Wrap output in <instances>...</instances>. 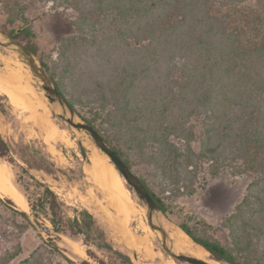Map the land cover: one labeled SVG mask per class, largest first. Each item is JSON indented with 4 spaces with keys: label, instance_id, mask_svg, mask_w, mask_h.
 I'll return each instance as SVG.
<instances>
[{
    "label": "trees",
    "instance_id": "obj_1",
    "mask_svg": "<svg viewBox=\"0 0 264 264\" xmlns=\"http://www.w3.org/2000/svg\"><path fill=\"white\" fill-rule=\"evenodd\" d=\"M36 1L76 14L69 22L74 33L61 39L56 58L31 43L27 6L17 0L6 22L22 26L7 33L27 40L58 92L138 176L166 217L178 199L196 193L203 171L211 178L251 177L221 221L229 242L214 237L204 221L177 226L223 264H264V0ZM0 159L13 161L1 135ZM27 201L31 215L0 197L8 211L0 212V238L16 240L0 264L24 252L19 240L40 216L56 234L81 235L84 245L111 251L94 217L83 210L65 218L49 187L35 204ZM86 253L107 264L89 248ZM55 255L67 264H89L72 261L51 239L16 264H61Z\"/></svg>",
    "mask_w": 264,
    "mask_h": 264
},
{
    "label": "rangeland",
    "instance_id": "obj_2",
    "mask_svg": "<svg viewBox=\"0 0 264 264\" xmlns=\"http://www.w3.org/2000/svg\"><path fill=\"white\" fill-rule=\"evenodd\" d=\"M15 1L0 0V29L4 32L22 26L20 20H15L14 24L6 22L12 11L16 7L18 8ZM17 1H19V7L22 8L21 5L27 6L24 16L30 21L35 34L30 39L31 43L38 48L40 54L55 59L57 56L55 49L61 39L74 33L69 22L75 19L76 14L70 9H53L52 3L40 4L36 0ZM3 25H5V29H3ZM21 42L25 44L27 40L23 39ZM6 54V49L0 47V55ZM0 70V79L3 80L6 74H4L5 69L2 62H0ZM25 92L27 93L25 96L28 103H26L27 109H22L23 111L21 110L20 113L13 109L8 98L0 92V135L2 133L1 136L8 145L13 159L10 163L4 160L8 164L12 183L24 195L26 201L28 198L31 203L35 204L36 200L42 195L43 186H47L55 193L65 218L72 219L80 211L86 210L104 231L111 249L118 250L130 257L136 256L137 264H162L157 259L150 261L143 253V249L135 248V246H142L143 243L154 251L161 252L164 264L169 262H172V264H187L177 262L164 253L159 239L148 225L145 212L137 196L129 190V197L131 198L129 201L131 205L130 214L127 218L125 217L126 219L123 218V221L122 217L114 210V207L107 203L109 202L108 196L104 195L90 180L91 165L85 163L80 153L79 141L87 139L89 141L86 140V143L98 150L99 153H103L95 146L88 135L74 131L64 120L54 114L38 82L33 77H31L30 86L28 85ZM42 116L45 118L48 116L57 128L65 130L66 136L70 140L67 142L46 143L44 139L46 130L41 124ZM86 143L83 147L89 156L90 152L86 148ZM25 147L36 149L52 165L32 158L30 156L31 152ZM58 170L64 172L65 175L60 174ZM200 176L196 193L176 201L173 213L163 221L164 226L166 228L171 225L178 227V223H186L191 226L197 221H204L212 228V235L225 244L229 242V235L227 230L221 227V221L240 202L251 177L243 175L235 179L226 176L211 178L205 171ZM1 198L4 199V197ZM27 204L28 207L25 212L31 215L32 211L28 201ZM15 206L17 207L16 204ZM3 211L4 209L0 205V212L3 215L8 213V211ZM32 221L34 228L30 229L19 240L24 246V252L11 264H16L32 249L44 245L50 239L58 245L66 257L76 263L86 260L89 264H98L87 255L86 250L89 248L107 264H123L122 260L115 256L112 251L99 250L93 244H90V247L84 245L81 235L74 237L69 233L56 234L52 232V226L44 216H40L37 220L32 218ZM0 226H3L1 221ZM43 227H47L51 231L50 235L43 232ZM15 243V239L7 241L0 238V254H3L5 250H11ZM54 260L61 264H67L58 255L54 256Z\"/></svg>",
    "mask_w": 264,
    "mask_h": 264
},
{
    "label": "bare ground",
    "instance_id": "obj_3",
    "mask_svg": "<svg viewBox=\"0 0 264 264\" xmlns=\"http://www.w3.org/2000/svg\"><path fill=\"white\" fill-rule=\"evenodd\" d=\"M6 53H7L6 55H0V62H2L4 69H5L4 74H6L5 78L3 80L0 79V92H1V94L5 95L8 98V101H9L10 105L13 107V109L16 110L18 113H20L27 107V105H26L27 102L25 99V96L27 93L25 92V90L27 89L28 85L30 86L32 76H31L29 70H27L25 68V66L18 60V58L16 57V55L14 53H12L8 50H6ZM44 115H46V114H44ZM41 124H42L43 128L46 130L45 138H44L46 143L56 142V141L67 142L70 140L66 136V131L57 128V126H55L49 120L48 116H47V118L42 116ZM0 131H1V129H0ZM1 135H2V133H1ZM82 140H83V138H82ZM85 141H81L82 145L84 147H85V143H86ZM87 141H89V140H87ZM86 148L90 152L89 156H88L89 161L91 163L90 164L91 165L90 166L91 171H89V175L91 178L90 180L92 181V183L95 186H97V188L99 190H101V192L104 195L108 196L109 202H107V203H110V205H112L114 207V210L118 213V215L121 216L122 219L123 218L126 219L128 217V214H130V206L131 205H130L129 201L131 198L129 197L130 194H129L128 189L125 187L123 179L118 175V173L114 169L113 165L110 163L109 159L104 154L99 153L98 150H96L94 147H92L88 143H86ZM51 150L53 151V149H51ZM7 165L8 164L4 160L0 159V197H4V198L6 197V198L11 199L17 205V207H19L22 211H26V209L28 207L26 198L18 190V188L12 183V180H11L12 178L10 177L11 173L9 172V170H8L9 168L7 167ZM34 170H36V169L34 168ZM31 172H32V170H31ZM35 173H36V171H35ZM32 174H33V172H32ZM41 174L44 176L43 173H41ZM46 179H45V181H46ZM61 182H63V181H61ZM110 208H111V206H110ZM124 219H123V221H124ZM165 229L168 233L169 240L172 242V248L175 252L186 253V254L192 255L198 259L206 261L209 264H223L221 262H217L214 259H212V256L210 255L209 252H207L200 245H197L196 243H194L183 231H181L175 225H171L170 227H167V228L165 227ZM136 247H138L139 250L143 249V253L147 257V259H149L150 261L157 259L160 261V263L164 264L163 263V255L161 254V252L156 251V250L154 251L152 248L145 246V243H143L142 246H135V248ZM75 252H77V251H75ZM81 254H82V252H81ZM78 255H80V254H78ZM165 262H166V260H165ZM155 263H156V261H155ZM166 264H172V262H169Z\"/></svg>",
    "mask_w": 264,
    "mask_h": 264
},
{
    "label": "water",
    "instance_id": "obj_4",
    "mask_svg": "<svg viewBox=\"0 0 264 264\" xmlns=\"http://www.w3.org/2000/svg\"><path fill=\"white\" fill-rule=\"evenodd\" d=\"M0 47L14 53L25 68L29 70L32 77L38 82L42 92L51 106V109L54 111V114L64 120L74 131L88 135L95 146L109 159L118 175L124 180V184L129 187V191L133 192L137 196L140 205L145 212L148 225L154 235L159 239L164 253L168 254L180 263L209 264L206 261L198 259L192 255L175 252L173 250L172 242L168 238V233L163 223L166 216L162 213L156 202L150 196L144 184L138 176L126 166L122 159L113 152L98 132L92 128L91 125L78 117L66 99L55 88L47 73L44 71L38 57L29 51L22 42L13 38L1 29ZM79 146L80 153L85 160V163L90 165L91 163L81 141H79ZM30 156L34 158L32 155ZM58 172L65 175V173L61 170H58ZM111 251L126 264H137L136 256L130 257L129 255L121 253L115 249H111ZM212 259L220 262L213 256Z\"/></svg>",
    "mask_w": 264,
    "mask_h": 264
},
{
    "label": "flooded vegetation",
    "instance_id": "obj_5",
    "mask_svg": "<svg viewBox=\"0 0 264 264\" xmlns=\"http://www.w3.org/2000/svg\"><path fill=\"white\" fill-rule=\"evenodd\" d=\"M125 263V262H124Z\"/></svg>",
    "mask_w": 264,
    "mask_h": 264
}]
</instances>
